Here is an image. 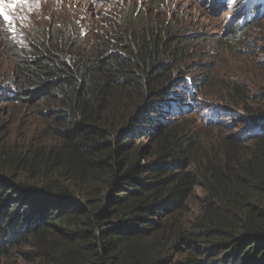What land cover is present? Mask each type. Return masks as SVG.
Wrapping results in <instances>:
<instances>
[{"label":"trees","instance_id":"1","mask_svg":"<svg viewBox=\"0 0 264 264\" xmlns=\"http://www.w3.org/2000/svg\"><path fill=\"white\" fill-rule=\"evenodd\" d=\"M120 20L131 29L89 51L29 44L18 91L1 93L55 115V127L49 145L0 149V256L31 240L41 264H201L198 254L202 264H264V110L227 99L244 130L222 157L202 154L183 125L155 128L151 116L188 88L170 59L191 39L146 12ZM124 101L133 106L123 113ZM150 132L153 150L142 141ZM197 188L203 201L191 213Z\"/></svg>","mask_w":264,"mask_h":264},{"label":"rangeland","instance_id":"2","mask_svg":"<svg viewBox=\"0 0 264 264\" xmlns=\"http://www.w3.org/2000/svg\"><path fill=\"white\" fill-rule=\"evenodd\" d=\"M247 0H28L15 9L6 6L12 23L0 17V149L23 153L35 146L49 145L54 141L50 127H55V115H40L37 106L28 101H16L12 96L1 93L18 91L20 81L16 71L23 66L21 61L30 45L45 43L46 40L59 46H71L75 52L89 51L99 42L110 41L114 32L131 29L120 20L126 12H146L158 22L180 26L182 33L191 39L188 51L178 59H170L175 77L191 78L199 88L202 100L215 107L232 109L230 100L237 110H264V16L260 23L248 33L229 35L234 23H241L239 14ZM214 4V8L211 5ZM38 41V42H37ZM235 84H242L235 88ZM228 99V100H227ZM132 101H124L120 112H127ZM50 112V111H49ZM151 116L156 128L183 125L192 130L201 142L202 154L209 156L210 148L222 157L224 143L237 133L228 128L229 119L221 120L205 128L196 117L177 119L173 124L158 123L157 115ZM167 119V118H165ZM235 119V118H234ZM150 132L142 140L145 147L154 149L157 137ZM142 136V135H141ZM140 136V137H141ZM53 137V138H52ZM139 137V140H140ZM138 140V141H139ZM137 141V142H138ZM238 148L240 158L250 152V143ZM203 201L200 189L194 191L190 210L197 213ZM192 203V205H191ZM14 202L8 203L11 206ZM17 210L26 211L18 204ZM228 252V251H225ZM183 254V253H181ZM226 254V253H225ZM180 255L179 262H183ZM201 264L207 261L197 255ZM214 261V260H213ZM221 263H224L219 258ZM200 263V262H199ZM0 264H41L31 240L14 246L7 255L0 256ZM207 264V263H206ZM225 264H235L226 261Z\"/></svg>","mask_w":264,"mask_h":264},{"label":"clouds","instance_id":"3","mask_svg":"<svg viewBox=\"0 0 264 264\" xmlns=\"http://www.w3.org/2000/svg\"><path fill=\"white\" fill-rule=\"evenodd\" d=\"M259 1L260 0H247L243 7V11L239 14V20L244 19V21L240 24L236 21L232 29H228L229 35L235 34L236 36L237 34L240 35L241 32L247 33V26H251L249 29L251 30L252 27L260 23V20H262L264 16V5L260 6ZM214 6L215 5L212 4L211 8H214ZM255 8L257 10L254 11ZM179 80H181V78ZM186 82L188 88L182 89L177 86L171 93V96L163 103L165 109L161 108L157 110V119L159 117H165L173 124L176 123L175 121L177 119L196 117L199 123L205 126V128H208L210 125H215L221 120L229 119V115H232V119L230 118L229 121L235 123L237 128L233 127V124L228 128H233L232 130L237 133L235 136L242 135L244 127L241 124H237L234 119L236 114L242 115V112L236 113L233 109L215 107L212 103L201 101V93L198 91L200 86L193 83L191 78H187Z\"/></svg>","mask_w":264,"mask_h":264},{"label":"snow or ice","instance_id":"4","mask_svg":"<svg viewBox=\"0 0 264 264\" xmlns=\"http://www.w3.org/2000/svg\"><path fill=\"white\" fill-rule=\"evenodd\" d=\"M18 4H28V0H0V17L3 18V21L7 24L12 23L11 16L6 12V6L8 8L15 9Z\"/></svg>","mask_w":264,"mask_h":264}]
</instances>
